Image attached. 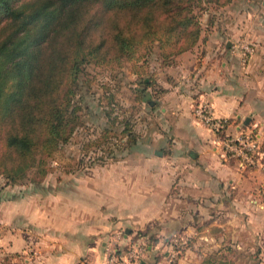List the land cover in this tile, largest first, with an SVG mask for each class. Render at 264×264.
Instances as JSON below:
<instances>
[{
    "label": "crops",
    "instance_id": "obj_1",
    "mask_svg": "<svg viewBox=\"0 0 264 264\" xmlns=\"http://www.w3.org/2000/svg\"><path fill=\"white\" fill-rule=\"evenodd\" d=\"M202 24L152 97L147 83L155 122L140 152L1 199L0 264H100L118 228L146 243L149 264H165L172 236L186 243L177 264H264V166H243L224 141L252 129L264 151V0H233ZM200 97L230 121L222 132L195 116Z\"/></svg>",
    "mask_w": 264,
    "mask_h": 264
},
{
    "label": "trees",
    "instance_id": "obj_2",
    "mask_svg": "<svg viewBox=\"0 0 264 264\" xmlns=\"http://www.w3.org/2000/svg\"><path fill=\"white\" fill-rule=\"evenodd\" d=\"M232 1L0 0V167H18L8 171L12 181L31 167L47 174L46 158L84 121L75 95L86 62L132 60L154 43L168 60L198 43L204 11ZM120 122L129 148L133 120ZM114 150L97 158L117 160Z\"/></svg>",
    "mask_w": 264,
    "mask_h": 264
},
{
    "label": "rangeland",
    "instance_id": "obj_3",
    "mask_svg": "<svg viewBox=\"0 0 264 264\" xmlns=\"http://www.w3.org/2000/svg\"><path fill=\"white\" fill-rule=\"evenodd\" d=\"M221 7L223 6L211 5L202 13V16L206 12L217 11ZM182 53L166 60L161 55L158 45L154 43L150 45V48L140 47L138 55H144L132 60L123 58L121 61L110 63H97L95 60L86 62L79 73L80 85L75 95V99L82 101L84 105L83 123L75 129L74 134L60 149L46 158L48 172L44 177L37 174L35 168L31 167L18 181H12L8 171L18 167H0V202L1 199L10 200L11 193L32 191L34 187L47 182L59 185L60 181L65 182L71 179L70 177L75 179L78 172L106 166L108 152L103 154L106 155L105 159L97 158L105 149L114 147L115 150L110 155L116 157L140 152L143 149L141 140L145 134L153 131L151 129L155 122V111L151 110L150 104L145 101L146 96H142L144 92L142 90L147 88L148 83L152 88L150 97L154 96L155 85L161 76L160 72H166L173 64H176ZM147 99L149 96L146 97ZM124 115L133 120V128L137 135L136 143L129 148H127V144L130 143L127 135L121 131L123 126L120 121ZM106 129L107 132H105ZM113 141L118 142L120 147L111 145ZM93 159L96 160L95 163L92 162ZM118 229L124 231L123 228ZM172 237L165 239V245L163 243L162 248L172 241ZM182 241L183 244L179 245L181 250L186 245L184 239ZM163 256L165 264H170L168 249ZM210 261L213 264L226 263L219 258L210 259ZM4 262L2 264L10 263L5 259Z\"/></svg>",
    "mask_w": 264,
    "mask_h": 264
},
{
    "label": "built area",
    "instance_id": "obj_4",
    "mask_svg": "<svg viewBox=\"0 0 264 264\" xmlns=\"http://www.w3.org/2000/svg\"><path fill=\"white\" fill-rule=\"evenodd\" d=\"M241 48L243 58L246 60L253 52V45L250 42H244ZM193 112L198 119L217 133L222 132L229 123L228 119L217 117L214 114L211 102L204 97L195 101ZM224 141L229 156L237 158L243 166H264L262 140L260 135L252 129L241 130L237 134L225 137ZM180 244H183V241L179 236H173L168 244L170 264H176L179 258L182 252ZM146 251L145 242L134 238L126 240L125 232L118 229L110 235L105 248V256L100 264H140Z\"/></svg>",
    "mask_w": 264,
    "mask_h": 264
},
{
    "label": "water",
    "instance_id": "obj_5",
    "mask_svg": "<svg viewBox=\"0 0 264 264\" xmlns=\"http://www.w3.org/2000/svg\"><path fill=\"white\" fill-rule=\"evenodd\" d=\"M141 264H149V263H147V262H145V261H142Z\"/></svg>",
    "mask_w": 264,
    "mask_h": 264
}]
</instances>
